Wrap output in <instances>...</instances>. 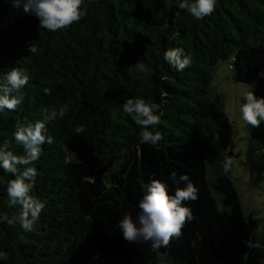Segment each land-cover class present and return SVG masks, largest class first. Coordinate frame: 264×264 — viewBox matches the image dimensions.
<instances>
[{
  "label": "trees",
  "instance_id": "1",
  "mask_svg": "<svg viewBox=\"0 0 264 264\" xmlns=\"http://www.w3.org/2000/svg\"><path fill=\"white\" fill-rule=\"evenodd\" d=\"M86 8L78 23L50 32L22 6L0 0V76L14 67L29 76L23 103L0 112V145L23 155L14 132L42 120V109L70 102L63 119L47 124L53 143L42 145L34 164L31 195L45 209L32 232L0 223V251L8 254L0 264H264V231L245 215L223 168L228 158L219 154L217 133L225 103L213 86L219 62L233 57L234 80L264 98V0H217L202 20L178 0H86ZM177 47L191 54L183 71L164 60ZM139 61L147 73L138 72ZM130 98L159 105L160 124L150 129L164 137L157 145L140 142L142 129L122 107ZM79 125L85 131L77 135ZM245 126L246 164L253 179H264V122ZM172 171L199 190L185 205L194 219L159 252L127 243L119 220L126 212L136 220L150 181L166 183L169 194L184 187L170 179ZM12 178L0 169V215L18 207H8Z\"/></svg>",
  "mask_w": 264,
  "mask_h": 264
},
{
  "label": "clouds",
  "instance_id": "2",
  "mask_svg": "<svg viewBox=\"0 0 264 264\" xmlns=\"http://www.w3.org/2000/svg\"><path fill=\"white\" fill-rule=\"evenodd\" d=\"M216 4L217 0H178V8L186 10L195 20H202L213 14ZM12 6L14 8L22 6L24 13L38 18L40 28L50 32L66 30L87 15L86 0H12ZM29 50L33 54L38 51L34 45H30ZM164 60L177 71H183L191 65V54L183 48H172L164 53ZM135 67L139 73L148 72V67L141 61L137 62ZM28 83L29 76L20 68L14 67L0 76V112L5 109L14 111L23 103L25 100L23 89ZM43 91L47 95L51 94L48 87ZM243 100L239 111L244 123L253 128L259 127L261 122H264V98H257L253 91H248L244 93ZM69 106L70 102L60 105L59 108H44L42 120L20 126L14 132L15 142L23 147V155H16L9 150L7 142L0 145V169L14 177L7 182L8 207L18 206L11 216L0 215V223L14 225L18 222L24 232L34 230L45 209V204L31 195L38 175L34 164L42 154V145L53 143V138L48 135L47 124L57 118L63 119ZM122 107L142 129L139 133L142 144L157 145L164 139L160 131L150 130L160 124L158 104L143 98H130ZM84 131L83 125L75 128L77 135ZM232 165V158L223 162L226 172ZM170 179L176 184L181 182L186 184L184 187H177L174 194H169L166 183L156 179L150 181L139 201L140 211L136 220L127 212L119 220L117 228L127 243H150L151 250L159 252L161 248L169 247L173 239H179L184 226L194 219L191 208L185 205L186 202L198 199V188L186 174H181L177 179V172L172 171ZM20 239L23 240L24 237L21 236ZM242 243L250 249H260L258 243L248 240ZM7 257V252L0 251V260H6Z\"/></svg>",
  "mask_w": 264,
  "mask_h": 264
},
{
  "label": "rangeland",
  "instance_id": "3",
  "mask_svg": "<svg viewBox=\"0 0 264 264\" xmlns=\"http://www.w3.org/2000/svg\"><path fill=\"white\" fill-rule=\"evenodd\" d=\"M231 64L233 57L221 60L213 75L214 90L225 103L223 124L217 133L219 154L232 158L233 165L227 172L238 191L242 209L246 216L253 217L257 229L264 231V179H253L251 167L246 164L247 131L239 111L249 85L234 80ZM215 176V169L210 165L209 178Z\"/></svg>",
  "mask_w": 264,
  "mask_h": 264
}]
</instances>
